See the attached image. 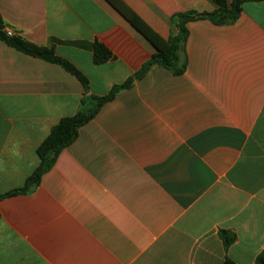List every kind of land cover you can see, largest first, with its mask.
Listing matches in <instances>:
<instances>
[{"label":"crops","instance_id":"obj_1","mask_svg":"<svg viewBox=\"0 0 264 264\" xmlns=\"http://www.w3.org/2000/svg\"><path fill=\"white\" fill-rule=\"evenodd\" d=\"M162 37L214 0H123ZM231 3L232 0H226ZM13 34L53 47L106 95L156 52L108 0H0ZM187 69L154 65L79 128L33 189L0 198V264H255L264 249V0L187 23ZM113 58L94 61V42ZM86 94L61 65L0 39V194ZM236 240L225 248L219 233Z\"/></svg>","mask_w":264,"mask_h":264},{"label":"trees","instance_id":"obj_2","mask_svg":"<svg viewBox=\"0 0 264 264\" xmlns=\"http://www.w3.org/2000/svg\"><path fill=\"white\" fill-rule=\"evenodd\" d=\"M108 1L153 44L156 52L143 64L134 76L128 78L122 84L114 85L106 95L90 93L88 78L70 61L58 56L53 47L39 46L22 36L15 34L9 35L6 32V24L0 14L1 40L22 52L61 65L75 75L83 83L86 90V94L82 97L77 112L72 116L61 118L38 146L37 153L40 157V163L36 170L27 178L25 184L20 188L0 194V198L16 193H24L38 186L42 175L51 169L57 155L76 140L79 128L89 122L106 102L115 98L121 89L130 87L134 79L142 77L151 67L159 65L171 70L175 75L183 74L188 64L186 43L189 33L187 23L189 21L210 19L215 24L233 23L241 14L242 5L245 2L260 0H232L231 3L226 0H214L218 8L213 12H198L195 10L177 12L172 16V21L178 31L169 38L162 37L123 0ZM93 47L94 61L96 63H103L113 58V53L104 44L95 41ZM219 235L223 240L225 248H228L237 238L235 233L228 230H221ZM223 264H236V262L227 257ZM255 264H264V249L257 255Z\"/></svg>","mask_w":264,"mask_h":264},{"label":"built area","instance_id":"obj_3","mask_svg":"<svg viewBox=\"0 0 264 264\" xmlns=\"http://www.w3.org/2000/svg\"><path fill=\"white\" fill-rule=\"evenodd\" d=\"M6 32H7L9 35H12V34H13L12 31H11L10 29H8V28H6Z\"/></svg>","mask_w":264,"mask_h":264}]
</instances>
